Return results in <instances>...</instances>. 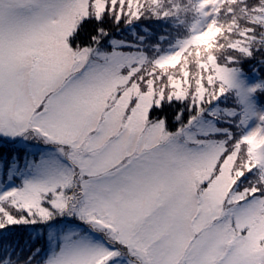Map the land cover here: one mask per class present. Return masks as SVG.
<instances>
[{"label":"snow or ice","instance_id":"obj_1","mask_svg":"<svg viewBox=\"0 0 264 264\" xmlns=\"http://www.w3.org/2000/svg\"><path fill=\"white\" fill-rule=\"evenodd\" d=\"M249 62L264 0H0V264H264Z\"/></svg>","mask_w":264,"mask_h":264},{"label":"trees","instance_id":"obj_2","mask_svg":"<svg viewBox=\"0 0 264 264\" xmlns=\"http://www.w3.org/2000/svg\"><path fill=\"white\" fill-rule=\"evenodd\" d=\"M106 26L107 27H112L110 22L108 24H106ZM151 27L153 28V30L157 34H160V33H163V32H168V31H172V29L169 28V26L167 24H165V23L152 24ZM94 28H95V23L94 22H89V23L85 24L84 28L81 30V33H80V38H81L82 42H87L88 41V37L93 32ZM113 31H115V28H113ZM173 35H176V33L173 32ZM233 55H235V53H233ZM253 67H254V64L252 62L244 64V68H245L246 71L249 72L250 77L256 78L257 75L264 76V73H258V74H255V75L252 74L251 69ZM177 107H178V105H173L171 107H168V106L165 107L164 113L168 115L169 119H171V117L174 115ZM31 231H32V229L20 228V229H16L12 233H6L5 235H9V236H11L14 239H19L21 237L26 238L28 233L31 232Z\"/></svg>","mask_w":264,"mask_h":264},{"label":"rangeland","instance_id":"obj_3","mask_svg":"<svg viewBox=\"0 0 264 264\" xmlns=\"http://www.w3.org/2000/svg\"><path fill=\"white\" fill-rule=\"evenodd\" d=\"M250 79L255 80L256 78H252V77H250Z\"/></svg>","mask_w":264,"mask_h":264}]
</instances>
